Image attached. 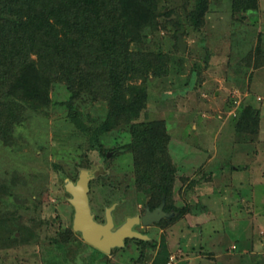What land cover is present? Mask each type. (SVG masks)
<instances>
[{
    "label": "rangeland",
    "instance_id": "1",
    "mask_svg": "<svg viewBox=\"0 0 264 264\" xmlns=\"http://www.w3.org/2000/svg\"><path fill=\"white\" fill-rule=\"evenodd\" d=\"M193 4L158 0L154 21L130 43L167 56L162 74L150 70L144 82H132L148 93L136 120H164L169 134L172 217L145 227L146 242L128 238L108 253L53 240L72 228L64 180L82 167L94 169L88 197L99 221L112 203L116 225L152 198L122 146L131 141V121L92 141L106 100L81 93L70 105L65 84L54 80L49 103L28 107L10 142L0 140V264H264V0H207L198 28L187 19ZM245 105L258 109V119L242 129ZM98 142L115 150L103 156L93 148Z\"/></svg>",
    "mask_w": 264,
    "mask_h": 264
},
{
    "label": "trees",
    "instance_id": "2",
    "mask_svg": "<svg viewBox=\"0 0 264 264\" xmlns=\"http://www.w3.org/2000/svg\"><path fill=\"white\" fill-rule=\"evenodd\" d=\"M157 2L0 0V140L10 142L14 125L22 121L28 107L37 110L49 103L48 91L54 80L65 84L70 105L81 93L101 95L107 110L93 128L91 140L97 142L98 132L118 122L131 121V141L122 146L132 153L135 180L151 190V206L162 196L168 206L176 168L167 152L169 134L164 120H136L148 98L143 80L150 70L162 74L167 56L130 48L131 42L138 41L140 29L154 21ZM206 9L207 0H194L187 12L189 23L198 28ZM139 78L143 82H132ZM72 113L76 115V111ZM238 113L237 127L256 125L258 109L245 105ZM93 148L102 149L107 156L101 143ZM76 234L80 235L67 227L53 240L63 247L70 241L83 243L104 253Z\"/></svg>",
    "mask_w": 264,
    "mask_h": 264
},
{
    "label": "water",
    "instance_id": "3",
    "mask_svg": "<svg viewBox=\"0 0 264 264\" xmlns=\"http://www.w3.org/2000/svg\"><path fill=\"white\" fill-rule=\"evenodd\" d=\"M177 45L180 50H185L186 48V43L183 41V37L180 33H178ZM93 176V168L82 167L79 169L75 180L70 178L64 180V188L69 194L67 199L73 207L72 229L79 232L81 238L85 242L106 253H108L112 247L123 246L125 237L148 238L146 234L131 228V225L135 221H138L137 214L126 216L120 224L114 226L112 215L114 203L105 207L104 221H99L95 218L88 197L89 182ZM163 204L164 198H162L161 203L153 210H150L149 207L146 206L142 219L145 220V218L148 217L150 220H158L162 214L170 216L171 213H165L162 210Z\"/></svg>",
    "mask_w": 264,
    "mask_h": 264
},
{
    "label": "flooded vegetation",
    "instance_id": "4",
    "mask_svg": "<svg viewBox=\"0 0 264 264\" xmlns=\"http://www.w3.org/2000/svg\"><path fill=\"white\" fill-rule=\"evenodd\" d=\"M115 150V148H112L111 150H106L105 151V154L106 155H108V153H111V152H113ZM162 198H164V196H162ZM162 198H161V200H160V202H158L156 205H153V206H151L150 205V203L149 202H145V204L143 205V208L141 209V210H139L138 212H136V213H134V214H132V215H138V221H135L132 225H131V228L133 229V230H136V231H139V232H141V233H143V234H146L147 236H148V238H145L144 240H146V239H150V235L146 232L147 230L146 229H144L145 227H149V226H154V225H157L162 219H164V218H171L172 217V210L168 207V206H166V204H165V198H164V204H163V206H162V210L165 212V213H171V215L170 216H167L166 214H162V216L158 219V220H150V218H145V220H143L142 218V215L145 213V208H146V206H148L149 207V209L150 210H153L154 208H156L160 203H161V201H162ZM127 216H130V215H127ZM125 218H126V216H125ZM124 218V219H125ZM150 221H149V220ZM104 221V220H103ZM122 222V221H121ZM121 222H119L118 224H120ZM146 222V223H145ZM118 224H116V225H114V226H117ZM128 238H136V239H140V238H138V237H125L124 238V244H126V242H127V240H128ZM116 247H118V246H116ZM113 248V247H112Z\"/></svg>",
    "mask_w": 264,
    "mask_h": 264
}]
</instances>
